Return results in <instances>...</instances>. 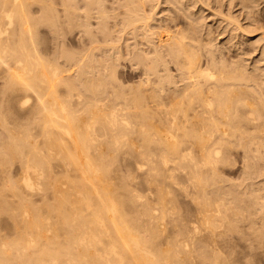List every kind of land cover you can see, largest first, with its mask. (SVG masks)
<instances>
[{
  "label": "bare ground",
  "instance_id": "1",
  "mask_svg": "<svg viewBox=\"0 0 264 264\" xmlns=\"http://www.w3.org/2000/svg\"><path fill=\"white\" fill-rule=\"evenodd\" d=\"M66 1L0 0V264H264V195L243 197L223 177L239 150L264 159V77L235 59L248 54L238 31H260L264 57V13L250 15L261 0H236L228 9L242 5L248 23L216 30L200 14L216 4L224 16L218 0H123L113 25L103 0ZM42 23L51 50L37 41ZM65 25L87 36L89 58L63 53ZM100 43L107 62H130L136 85L114 62L99 65L108 76L92 69ZM114 80L112 95L103 84Z\"/></svg>",
  "mask_w": 264,
  "mask_h": 264
},
{
  "label": "rangeland",
  "instance_id": "2",
  "mask_svg": "<svg viewBox=\"0 0 264 264\" xmlns=\"http://www.w3.org/2000/svg\"><path fill=\"white\" fill-rule=\"evenodd\" d=\"M69 1L71 2V1H73V0H67L66 2L67 3H69ZM107 1V2H106ZM105 2H104V0H103V4L105 5V7H107L108 6V8H109V15H111V18L112 19H110L111 21H112V23H110V24H112L113 25V22H115V20H114V17H115V15L113 16L112 14H115V12H116V14H118L117 12H123L124 10L122 9V8H119L120 7V3L122 4V2H124L123 0H106ZM120 1V2H119ZM219 2V5H220V3H224L225 5L223 6L224 8H225V10H224V8L222 9V12H223V14L225 13V15L224 16H222V15H220V14H218V15H215V14H217L219 11H220V8H217L218 6H216V4H212L211 6H213L212 8H213V11L212 10H207V11H205V13L202 11L201 12V16L200 17H205V16H208V18L206 17V21H204V23L206 24V26H209V25H212L211 27L212 28H214L215 30L217 29V26H219V25H222V23L224 22V24H228V22L230 21H232L231 20V18H233V16H238V18H240V20H241V16L243 15V18H242V20L243 21H241V23H243V25H245V23H248V21L249 20H246L245 18H244V16L246 17V15H247V10H243L242 9V5H239V7L238 6H236L237 8H238V10H237V8L235 9H233L231 12H230V7H231V5L233 4V6H234V4H237L238 2L237 1H239L240 2V0H234V2H230L229 0H226V3H225V0H218ZM223 1V2H222ZM227 1H229V2H227ZM264 0H261V1H259V3H257V5L259 6V10H258V13H255V12H257V5H254L253 4V0L251 1L252 2V5H254V7H256V8H254L255 9V11H253L254 9H250V11H251V13L252 12H254V13H252V14H250V15H253V14H255V17H257V14L259 15V14H263L264 12H262L263 10H264V2H263ZM115 2V3H114ZM151 2H153L152 0H151ZM237 2V3H236ZM81 3H83V2H81ZM81 3H79V5L82 7L83 6V4L81 5ZM106 3H107V5H106ZM153 3H155V0H154V2ZM230 3V4H229ZM249 3H250V1H249ZM262 3V4H261ZM115 4V5H114ZM124 4V3H123ZM251 4V3H250ZM256 4V3H255ZM260 4V5H259ZM113 5V6H112ZM164 5V4H163ZM159 6V8L157 9V11H160L163 7H165V5L164 6ZM218 5V4H217ZM230 5V6H229ZM37 6H39V5H33L32 7H31V9L33 10V12H34V17L35 18H37V20L39 19V18H45V14L44 13H42L41 11H39L40 10V7H39V9L37 8L36 9V7ZM66 5H64V7H63V5H61V6H58V8H60L59 10L60 11H62V13L63 14H61L63 17H64V14L66 15L67 14V8H68V5L65 7ZM110 6V7H109ZM112 7L114 8V9H112ZM162 7V8H161ZM82 8H84V7H82ZM120 9V11H119V9ZM229 8V9H228ZM64 9H66V11L64 10ZM111 9V10H110ZM115 9H118L117 11L115 10ZM122 9V10H121ZM160 9V10H159ZM215 9V10H214ZM217 9V10H216ZM229 10V12H228V10ZM239 9H240V11H239ZM36 10L37 11H39V12H36ZM113 10V11H112ZM243 10V11H242ZM261 10V11H260ZM261 13H260V12ZM66 12V13H65ZM114 12V13H113ZM120 12V13H121ZM216 12V13H215ZM227 12V13H226ZM235 14H233V13ZM242 12V13H241ZM38 13V14H37ZM42 13V14H41ZM112 13V14H111ZM215 13V14H214ZM230 13H232V15L230 14ZM164 15H165V13H163ZM205 16H204V15ZM228 14H230L231 15V17H229L228 16ZM160 15V16H159ZM159 15H157L155 18H157L158 19V16H159V18L161 17V16H163L162 15V13H160ZM113 16V17H112ZM228 16V17H227ZM259 17V16H258ZM65 18V17H64ZM121 18H122V16H121ZM210 18V19H209ZM41 19H39V21L41 20ZM95 20H93L92 21V28H93V31H91L92 33H94V34H96V35H98L96 32H98V33H101V31H102V25L100 24V22H102V19H96V18H94ZM119 19H120V16H119ZM157 19H155L154 21H156ZM220 19V20H219ZM223 19L224 20H226V23H225V21H223ZM110 20L108 19V21L110 22ZM217 20H219V21H217ZM229 20V21H228ZM98 21V22H97ZM154 21H152V24L153 23H156V22H154ZM228 21V22H227ZM252 20H250V22H251ZM218 22V23H217ZM112 25H110V27L112 26ZM229 25V24H228ZM231 27H233L232 25H230ZM47 27V28H46ZM49 27V28H48ZM67 27V28H66ZM109 27V26H108ZM110 27L109 28H105L106 30H109L110 29ZM64 28L65 29H67V31L65 30V32H68V26L67 25H65L64 26ZM90 28H91V26H90ZM92 28H91V30H92ZM38 30L37 31H39V32H37V37H39V38H37V41H38V43H42V46H41V44H40V46L43 48V49H45V50H51V49H53V48H51V47H54V41L52 40L53 39V37H52V33L53 32H51L50 30H51V27H50V25L49 24H46V23H42V24H40V26L37 28ZM47 29V30H46ZM100 30V31H99ZM79 32V31H78ZM239 32V34L240 35H242L243 37H241V41H242V43H243V47H242V51L240 50L239 52H242L243 53V48H244V51L245 52H248V54L246 55V56H244V55H238L237 57H238V59H237V57L235 58L236 60H239V57L240 58H242V59H245L246 61H245V64L246 65H248V68H249V70H251V71H254V69H258V67H261V68H259L258 70H260V72L258 71V74H260L261 75V77H264V57L262 56V52H263V49H262V45H263V42H260L259 43V40L257 41V39H259L260 37H261V35L260 34H258V33H260V31H258V32H255V33H252V35L251 34H248L247 35V33H243L242 31H238ZM39 33V34H38ZM79 33H81V36H79L80 34ZM79 33H77L76 32V34H74V35H71L69 32L68 33H66V35H68V37L69 38H67V36L65 37V43L66 44H64V46L65 45H67V46H65L64 48H63V50L64 49H67V50H62L61 48L63 47L62 45H63V43L61 44V46H59V50H62L63 51V53L65 54L66 53V55H67V53H70V52H74V48H76V50L75 51H78L77 53L78 54H80L81 56L83 55V51H85L84 49H86V51L88 50V52L86 53V55L88 56V57H86V58H89L90 57V53H89V51H92L93 49H90V48H92L91 46L92 45H90V44H87L88 46L87 47H85L84 45H81V43L82 44H84L83 42L84 41H86V40H88L86 37V35L84 34V33H82V32H79ZM243 33V34H242ZM83 34L85 35V36H83ZM94 34H93V36H94ZM246 35V36H245ZM257 35V36H256ZM76 36V37H75ZM98 36H101L100 34L98 35ZM72 37H73V40L74 41H72ZM85 37V39H84V41L82 42L81 40H83V38ZM257 37V38H256ZM41 38H42V40H41ZM52 38V39H51ZM223 38H225V39H223ZM67 39V40H66ZM41 40V41H40ZM226 42H225V41ZM229 38L225 35V36H222V38L221 39H219V43H221V46L223 47L224 45H226L227 44V42L229 43ZM45 41H47V42H45ZM221 41V42H220ZM254 41H256L255 42V44H253L254 43ZM53 42V43H52ZM73 42H75V43H73ZM130 42H133L132 40H130ZM130 42H128V43H130ZM258 42V43H257ZM119 43V42H118ZM223 43V44H222ZM73 44V45H72ZM77 44V45H76ZM101 45H99V44H96V45H93V46H101V47H103L102 48V50L100 49V50H94V57H95V59L94 60H98V58H99V62L100 61H103V62H101V63H99L98 61H96V62H98V63H96V62H94V60L92 61L93 63H90L91 62V60L89 59H87L88 60V64H90V65H92L91 67H92V69H94L95 70V72L96 71H98V70H100V72L101 73H103L104 75H106L107 74V76H108V74L110 73L109 71V69H108V71L106 70V72L104 71V67H107V65L106 64H108V66H109V64H112L111 66H110V68H112V67H115V65L117 66V68H118V73H121L122 72V74L124 75V77L127 79H129V78H131V80L130 81H128L127 80V85H128V87H131V86H134V85H136L138 82H136V81H139L140 79V77H136V75H139V73H137V71H135L134 69H133V71L131 70L132 68L131 67H129L128 66V62L129 61H125V65H123L124 67H126L125 69H124V67L123 68H121L120 66L121 65H119V67H118V63H122L121 61L119 62H117L116 60H115V58H114V60H113V58H112V60H111V63L110 62H107L106 61V58H107V56H108V54L109 53H111V52H113V51H110V52H108L107 54H105L104 55V53L105 52H103L105 49H107V48H104V43L102 44V43H100ZM122 44H124L123 42H121L120 43V45H122ZM258 45V47L256 48V46H254L255 47V49H254V47H253V45ZM261 44V45H260ZM52 45V46H51ZM70 45H72V46H70ZM74 45L76 46V47H74ZM116 45V44H115ZM119 44H117L116 46H120ZM70 46V47H69ZM84 46L85 48H82V47ZM122 46H125V45H122ZM220 45H219V47H221ZM247 46V47H246ZM71 47H73L72 49H74V50H72L71 49ZM89 47V48H88ZM225 47V46H224ZM240 46H238V48H239ZM48 48V49H47ZM78 48H80V50H77ZM71 49V50H70ZM257 49V50H256ZM82 50V51H81ZM61 51V52H62ZM65 51H67V52H65ZM68 51H70V52H68ZM102 51V52H101ZM106 51V50H105ZM225 51H228L227 49L225 50ZM251 53H250V52ZM262 51V52H261ZM96 52V53H95ZM107 52V51H106ZM98 53V54H97ZM261 53V54H260ZM89 54V55H88ZM101 54H103V55H101ZM251 54V55H250ZM96 55H98V57H96ZM101 56V57H100ZM102 56L104 57L105 56V63H104V58H103V60L102 59H100V58H102ZM242 56V57H241ZM248 56V57H247ZM260 56H262V57H260ZM113 57V56H112ZM245 57V58H244ZM260 58V59H259ZM249 59V60H248ZM65 59H61V61H64ZM257 60V61H256ZM116 61V62H115ZM260 61V62H259ZM263 61V62H262ZM113 62H114V64H113ZM94 63H96V64H94ZM117 63V64H116ZM130 63V62H129ZM258 63V64H257ZM259 63H260V65H259ZM102 65V64H105V65H102V66H104L103 68L101 67H99V65ZM97 65V66H96ZM255 65V66H254ZM257 65V66H256ZM93 66H96L95 68H97V69H95ZM253 66L254 67H257V68H253ZM128 67V68H127ZM252 67V68H251ZM99 68V69H98ZM119 68H121V72H120V69ZM102 69H103V71H102ZM253 69V70H252ZM132 73H131V72ZM109 72V73H108ZM124 72V73H123ZM262 73V74H261ZM136 77V78H135ZM108 79V78H107ZM264 79V78H263ZM133 80V81H132ZM134 81L136 82V84L134 83ZM261 81H263V83H264V80H262L261 79ZM4 82H6V80H4V81H2V78L0 79V89L1 88H5V87H7V84L6 83H4ZM116 82V80H114L113 82H110L109 83V81L108 82H106L105 84H103L104 86H105V88H106V90L107 91H109V92H111V94L113 95V92L115 91V90H119V87L118 86H120V84H119V81L117 80V84L115 83ZM130 82H131V84H134V85H131L130 84ZM4 83V84H3ZM125 84V85H126ZM102 85V86H103ZM108 85V86H107ZM126 85V86H127ZM2 86V87H1ZM104 86H103V88H104ZM114 86L116 87V88H114ZM118 87V88H117ZM108 104H109V102H108ZM119 107V106H118ZM136 136V135H135ZM137 137V136H136ZM136 137H135V139H136ZM135 141H137V140H134V144H137V142H135ZM140 144V143H139ZM139 144H137V145H135V148L137 149V150H140V149H138V147L137 146H139ZM239 152H241V153H239ZM264 152V151H263ZM242 153H243V151L242 150H239L238 151V154L237 153H235V157H234V155H233V158H234V160L232 159V158H230L231 159V162H232V164H229V163H227L226 164V169L225 168H223V171L226 173V174H224L223 173V177H224V179L227 181V182H225L226 184V186L229 188V187H231V190L232 191H235L236 193H239L240 191H241V193H243L242 194V196L244 197V194L246 193H248V194H252V192H253V189L255 190H258V192L259 193H261L262 195H264V187H262V186H264V159L262 158V157H259V159H257L258 158V155H256L257 154V152H253V153H255V158H251V156H252V154L250 155V160H249V163L252 165V166H249V167H251V169L248 167V165H250L249 163H248V159H246L245 157H244V155H242ZM240 154V155H239ZM254 155V154H253ZM263 156H264V153L262 154ZM257 156V157H256ZM245 159V160H244ZM259 160V161H256V160ZM244 160V161H243ZM247 160V162H245ZM251 160H253L252 162L253 163H251ZM263 160V161H262ZM141 162H142V160H140ZM139 161V162H140ZM255 161V162H254ZM230 162V161H229ZM230 162V163H231ZM236 163V164H235ZM248 163V164H247ZM260 163V164H259ZM147 165L148 166V164L147 163H145L144 161L142 162V164L141 165ZM235 164V165H234ZM255 164V165H254ZM172 165V164H171ZM171 165L169 166V172H170V170H172V172H170V174L171 173H173V171L174 170H176L177 169V171H178V169H179V173L182 171V169H180L179 167H178V165H172V166H174L173 168L171 167ZM233 165V166H232ZM122 167H123V165H121ZM144 167V166H141V168L143 169V170H145V172H150V171H153L154 169H152L151 167V165L149 166L150 168V171H149V169H148V167ZM177 166V167H176ZM171 167V168H170ZM246 167V168H245ZM176 168V169H175ZM260 168V169H259ZM148 169V170H147ZM152 169V170H151ZM225 169V170H224ZM246 169H247V171H246ZM263 169V170H262ZM123 171H122V173H123V175H125L126 177H128L129 176V174L131 173L129 170H128V167H127V165L125 164L124 165V167H123V169H122ZM147 170V171H146ZM251 170V171H250ZM176 171V175H180L178 172ZM243 171V172H242ZM254 171V172H253ZM155 172V171H154ZM154 172H152V173H154ZM168 172V173H169ZM175 172V171H174ZM253 172V173H252ZM146 173V174H147ZM151 173V174H152ZM247 173H249V176H248V174ZM174 174V173H173ZM181 174H182V172H181ZM245 174V175H244ZM246 174H247V176H246ZM253 174V175H252ZM263 174V175H262ZM128 175V176H127ZM148 175V174H147ZM244 175V176H243ZM124 176V177H125ZM145 176V175H144ZM181 176V175H180ZM242 176H243V178H242ZM244 177H245V179H244ZM249 177V178H248ZM241 178V179H240ZM228 179H229V181H228ZM248 179H250V180H248ZM181 180V178H179V181L178 182H181L180 181ZM229 182V183H228ZM237 182V183H236ZM252 182V183H251ZM228 183V184H227ZM238 183H239V185H238ZM244 184V186H243V184ZM172 183L170 182L169 183V187L170 188H168V189H171L172 187L173 188H177V186H179L181 183H178V185H176V184H173V185H171ZM240 184H241V186H240ZM250 184L252 185V186H250ZM254 184V185H253ZM233 185H234V188L237 190L238 189V191H236L234 188H233ZM138 186V185H137ZM141 185H139V187H140ZM151 185H144V187H143V185L141 186V188H139V187H136V189H137V191H138V194L140 193V195L141 196H143V198L145 197V199L146 198H152L151 197V195H149V192H150V194L155 190L154 188L152 189V187H153V185L151 186V188H149ZM237 186H238V188H237ZM243 186V187H242ZM245 186H246V189H248V188H250V190H252L251 192H250V190H248V192H247V190L246 189H244L245 188ZM249 186V187H248ZM147 187V188H146ZM180 187V186H179ZM240 187H242V188H240ZM251 187L253 188V189H251ZM243 190H245L244 192H242ZM141 191V192H140ZM250 192V193H249ZM153 193H155V194H153ZM152 194L153 195H156L157 193H156V190H155V192H153ZM149 197H148V196ZM152 195V196H153ZM242 196H240V197H242ZM156 197H157V195H156ZM156 197H154L153 196V198H156ZM246 197V196H245ZM240 206L242 205H245V206H248L246 203H244V204H241V203H238ZM244 206V207H245ZM244 223V222H243ZM242 223V221H240V224H243ZM245 224V223H244Z\"/></svg>",
  "mask_w": 264,
  "mask_h": 264
}]
</instances>
